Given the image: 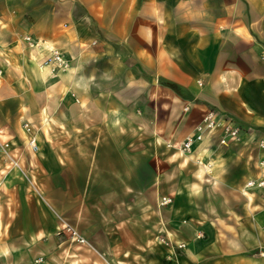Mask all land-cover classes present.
Masks as SVG:
<instances>
[{
    "label": "crops",
    "instance_id": "1",
    "mask_svg": "<svg viewBox=\"0 0 264 264\" xmlns=\"http://www.w3.org/2000/svg\"><path fill=\"white\" fill-rule=\"evenodd\" d=\"M263 55L264 0H0V264H262Z\"/></svg>",
    "mask_w": 264,
    "mask_h": 264
},
{
    "label": "built area",
    "instance_id": "2",
    "mask_svg": "<svg viewBox=\"0 0 264 264\" xmlns=\"http://www.w3.org/2000/svg\"><path fill=\"white\" fill-rule=\"evenodd\" d=\"M24 40L30 47L38 45V41L30 37L29 35L24 36ZM44 63H51L55 67L60 69H65L68 66V60L66 59V57L56 49H50V52L44 59ZM183 109L187 110L188 107L185 106ZM219 126H221L222 129V136L220 138V141L222 143H226L229 140H235L239 138L240 129L237 125H234L229 120H226L221 114L214 111L213 109L207 108L203 112L201 120L195 126L193 132L186 135L183 141L181 142V150L189 151L194 141L202 140L206 135L212 133ZM23 127L26 131H29L31 129V125L28 122L24 123ZM260 143V145H264L263 141ZM26 145L28 149L32 152L37 151L39 148L36 141V137L34 135H29L27 137ZM9 149V141L0 140V153L9 156ZM11 162L13 165L19 167V163L17 160L12 159ZM246 186L264 188V176L248 179V181L246 182ZM170 201V197H162L160 203L164 205L169 203ZM58 230L60 232H67L73 240L78 241L79 243H86V239L74 227L68 224L62 225L60 228H58ZM178 245L182 246L184 244L180 243ZM105 264L113 263L110 261H106ZM262 264H264V262Z\"/></svg>",
    "mask_w": 264,
    "mask_h": 264
},
{
    "label": "trees",
    "instance_id": "3",
    "mask_svg": "<svg viewBox=\"0 0 264 264\" xmlns=\"http://www.w3.org/2000/svg\"><path fill=\"white\" fill-rule=\"evenodd\" d=\"M168 85L172 88V89H176V86L174 85V84H172V83H168Z\"/></svg>",
    "mask_w": 264,
    "mask_h": 264
},
{
    "label": "bare ground",
    "instance_id": "4",
    "mask_svg": "<svg viewBox=\"0 0 264 264\" xmlns=\"http://www.w3.org/2000/svg\"><path fill=\"white\" fill-rule=\"evenodd\" d=\"M5 49H6V48H5ZM12 63H13V62H12ZM48 68H49V67H48ZM48 68H47V69H48ZM43 69H44V68H43ZM49 69H50V68H49ZM62 70L64 71L65 69H60V71H62Z\"/></svg>",
    "mask_w": 264,
    "mask_h": 264
},
{
    "label": "rangeland",
    "instance_id": "5",
    "mask_svg": "<svg viewBox=\"0 0 264 264\" xmlns=\"http://www.w3.org/2000/svg\"><path fill=\"white\" fill-rule=\"evenodd\" d=\"M11 163V162H10ZM20 167V166H19ZM21 168V167H20ZM24 171V170H23ZM61 233V232H60Z\"/></svg>",
    "mask_w": 264,
    "mask_h": 264
}]
</instances>
